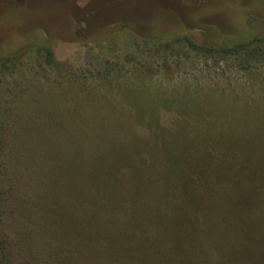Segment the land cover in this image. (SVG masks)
<instances>
[{"label": "rangeland", "instance_id": "rangeland-1", "mask_svg": "<svg viewBox=\"0 0 264 264\" xmlns=\"http://www.w3.org/2000/svg\"><path fill=\"white\" fill-rule=\"evenodd\" d=\"M42 49L49 77H36ZM0 108L69 157L51 169L56 231L72 236L58 264H264V131L196 134L223 110L264 122V0H0ZM177 120L191 124L174 138ZM8 124L0 111V148ZM224 139L247 155L246 179L212 159ZM6 210L2 264H52L24 241L32 204Z\"/></svg>", "mask_w": 264, "mask_h": 264}, {"label": "trees", "instance_id": "trees-1", "mask_svg": "<svg viewBox=\"0 0 264 264\" xmlns=\"http://www.w3.org/2000/svg\"><path fill=\"white\" fill-rule=\"evenodd\" d=\"M251 44H239L233 48H225L223 51L227 54L228 52L241 54L244 50L248 49ZM37 57L38 60L36 63L39 64L38 66L41 70L36 72V77H46L47 75L48 77L52 76V72L55 70L54 65L56 62L53 51L50 49H42L39 51ZM15 60L18 59H14L13 61L11 60L10 63L12 62L11 64L14 67H17L16 64L18 63H16ZM49 68L52 69L50 70ZM56 68L58 70L59 67L56 66ZM0 111L3 112L6 120L9 122L7 125V127L10 128L9 130H11V126L13 124L17 125L15 132H13L15 134L13 136H9V144L3 146L10 147V154L9 156H6L8 157L7 159L10 160V164L4 163L0 165V229L4 225L2 220L6 217V213H8L6 210L8 204L16 206L17 204L24 203V201H29L34 207V211L32 213V217L30 218V222L28 223L25 217H21L22 223L23 220H25L27 228L29 229L28 235L30 239L26 238L24 241H31V245L32 247L34 246L39 259L45 258L48 261L51 260L52 264H58L60 256L58 253H54L53 249L62 247V244L65 243V241L71 243L70 240H72V236L67 238L66 236H62V234H59V231H56L59 229L57 222L58 218L56 217V213L59 209L55 203V194L58 190H56L54 185L52 177L53 172L51 169L60 170V164H67L69 157L67 154H62L59 158L56 153H51V151H56V149L52 150V146L54 145L51 143H49L50 145L46 143L43 147H41V151L38 143L33 138L34 135L31 134L33 131L30 132L33 128V121L25 117L24 114L19 115L16 119L15 116L17 114H14L12 108H0ZM227 114L228 113L223 110L220 114L221 117L219 118L221 120L218 119V122L213 123L209 121L210 123L205 122L204 124L198 125L196 134L203 132L202 135H205L203 138L204 140L207 138L206 135L211 134L212 137H216L218 135L217 137H219V134L222 132L231 133L237 131L240 135H242V133L250 135L253 133V129H255L257 125H259L261 131H264V122L259 124L257 122L260 121H252L250 119L245 121V117H242L241 119H231L229 116L231 114L228 116ZM187 121L189 120H177L172 124L173 129L171 132L174 138L177 137L176 134L178 132V128L184 125L187 127L191 124ZM238 137L239 136H237V138ZM240 139H242V137ZM258 141H260V146L264 148V137H260ZM53 142L54 141H52V143ZM206 142L207 140L203 141V149H206ZM212 142L216 144L215 140H212ZM231 142V139H224L220 142L217 148L212 147V159L216 161L221 168H224L225 164L228 163L234 164L235 168L238 169L237 172H241V179L242 177L243 179H246L247 171H242V166L244 165L243 161L246 159L247 155L245 153H238L232 150L233 147H230ZM60 143L64 144L65 142L62 140ZM65 145L72 147L73 142L67 141V144ZM3 147L0 148V154L3 152ZM257 155L253 158V160L251 157L249 158V162L247 163L248 166L250 165L251 160L253 164L260 161L261 156ZM181 167L182 164L177 165L175 166V170L180 171ZM48 184L53 188L47 187ZM224 188V191L233 192L236 190L234 184L231 182L225 184ZM57 194L59 195L58 192ZM72 203V199H68V202L65 204V207L67 206V211L76 208V206L71 205ZM11 213L13 214V212ZM15 222L20 223V220L15 218ZM20 235V233H17V236ZM14 242L15 241L13 240V243ZM2 262L3 260H0V264H2Z\"/></svg>", "mask_w": 264, "mask_h": 264}]
</instances>
